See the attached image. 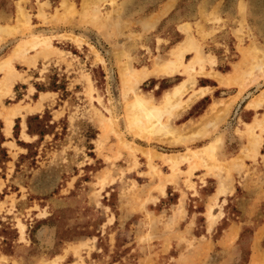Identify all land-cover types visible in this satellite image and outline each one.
Segmentation results:
<instances>
[{"label": "rangeland", "instance_id": "374dc122", "mask_svg": "<svg viewBox=\"0 0 264 264\" xmlns=\"http://www.w3.org/2000/svg\"><path fill=\"white\" fill-rule=\"evenodd\" d=\"M83 2L0 0L1 34L16 31L0 42L10 60L0 68V264H264V109L242 112L264 92V0ZM44 35L50 47L31 49ZM179 49L175 73L136 84L132 69L153 71ZM182 80L168 112L164 92ZM136 92L165 111L168 131L149 136L142 113L134 123ZM35 115L49 125L41 138L27 132ZM250 122L259 149L248 146Z\"/></svg>", "mask_w": 264, "mask_h": 264}, {"label": "bare ground", "instance_id": "6f19581e", "mask_svg": "<svg viewBox=\"0 0 264 264\" xmlns=\"http://www.w3.org/2000/svg\"><path fill=\"white\" fill-rule=\"evenodd\" d=\"M88 1L89 0H84L83 4L87 5L88 4ZM84 5V6H85ZM64 6V5H63ZM171 6V3L168 4V6H166V8L160 12L158 15H156L153 19L152 18H148V20L142 22L141 24L143 26H153L154 23L156 22V20L158 18H160L162 15L165 14V12L168 10V8H170ZM74 7V6H73ZM66 8V6H65ZM69 10V9H68ZM66 13V12H65ZM23 15V13H22ZM103 19V18H102ZM120 19V18H119ZM111 20V18H110ZM142 20V19H141ZM24 21V20H23ZM26 21V20H25ZM244 21V20H243ZM56 22V21H55ZM58 22V21H57ZM101 22V21H100ZM116 23V22H115ZM27 24V23H26ZM121 24V23H120ZM23 25L21 26V29L23 30ZM101 25V24H100ZM189 26V25H188ZM7 27V26H6ZM4 26L0 25V42L4 39H6L5 37L16 32H11V30L13 28H8L9 30L7 34L5 35H2L1 32L4 31ZM20 28V27H19ZM4 34V33H3ZM50 40H51V36H43V38H39L38 41H35L36 43H33L31 45V49L32 48H37V46L39 45H48V47H50ZM255 41V40H253ZM256 42V41H255ZM28 43V42H26ZM26 43H23V44H20L19 46H17L15 48V53H19V52H24L25 50H28L29 48H26L27 47V44ZM189 43V42H188ZM186 45V44H185ZM264 45V44H263ZM190 46V45H189ZM196 47V46H195ZM262 47V46H261ZM186 48V46L184 47ZM189 49V48H188ZM264 49V48H263ZM197 53V52H196ZM173 55L175 56L174 60L173 61H168V62H156V67L153 69V71H149V70H145L144 68H141V69H130L128 68V70L130 72H134L135 73V82L136 84L140 83L141 81H143L145 78L149 77L151 74H153V72H156V73H161V74H167V75H172L173 73H175L176 71V68H178L179 66L183 65V59H184V56H185V51H182V50H177L175 52H173ZM197 55V54H196ZM195 56V55H194ZM193 56V57H194ZM198 57V55H197ZM203 57V56H202ZM259 57V56H257ZM102 62H103V59L102 57L99 58ZM202 59V58H201ZM258 60V59H257ZM199 61V60H198ZM259 61V60H258ZM254 62V61H253ZM187 64V63H186ZM8 65H10V60H9V57L7 58H3V60H0V68L2 67H6L8 68ZM260 65V64H259ZM129 66V65H127ZM201 66V65H200ZM12 66H9V69L11 70V75L15 73V70L13 69V67L11 68ZM126 67V66H125ZM193 66L189 67L192 71H193ZM263 67V66H262ZM188 69V68H187ZM183 70H186V69H183ZM255 70V69H254ZM195 71V70H194ZM264 72V71H263ZM253 73V72H252ZM127 75V74H126ZM253 76V75H252ZM262 76V75H261ZM256 76H253L251 78V82L253 80H255ZM6 80L5 82L3 83V85L5 86V88L7 89V91H11L12 87H13V81H12V77L10 76L9 73H7L6 75ZM185 84H186V81L182 82V83H179L177 85H175L174 87H172V89L170 90H167L165 93H164V96L162 97V102H163V107H167V111L169 112L170 108H174L178 105V98H180V96L184 93V88H185ZM0 85H2L0 83ZM247 86V84H243L242 87L245 88ZM199 94H197L195 97H197ZM262 99L260 97H258L256 100H253V102L251 103V105H253L254 107H258L261 105ZM192 102V100H190ZM129 111L133 112L132 115L134 116V119L133 117H131L133 120H134V123L136 125H138L139 122H141L140 119L136 118V116H138L137 114L138 113H142L143 114V117L147 120V122L149 123V126L147 127H144L145 129V132H147V134L149 136H152L156 133V128L158 127L159 128V124L162 125L163 129H165L164 131H168L169 130V126L166 125V124H163L162 122V118L165 114V111L162 110L161 107H159L158 105H156L154 103V101L152 99H149L147 98L145 95H143L142 93H137L133 102L131 104H129V108H128ZM18 111L16 109H13V110H10L8 112H6V115L3 116V118L5 119L6 121V130L9 132L11 131V128L13 126V123H14V119L16 118V115H17ZM115 121V120H113ZM256 121V120H255ZM249 127V131L252 132L251 133V137H250V142L248 144L249 148L253 149H259V146L262 142V134H257V133H254L252 131V129H255V125L254 123L253 124H248L247 125ZM214 145V144H213ZM211 144H207L206 148L205 149H209L211 150V146H213ZM181 159H185L187 160L188 157L185 156L184 154H180V155H169V161L173 162V163H178Z\"/></svg>", "mask_w": 264, "mask_h": 264}, {"label": "crops", "instance_id": "0c3cea01", "mask_svg": "<svg viewBox=\"0 0 264 264\" xmlns=\"http://www.w3.org/2000/svg\"><path fill=\"white\" fill-rule=\"evenodd\" d=\"M166 4V3H165ZM172 6H173V4H172V2H171V6H170V8H168V10L165 12V14L172 8ZM165 8V7H164ZM164 8H161V9H159V10H157L156 12H154V14L151 16V18L153 19L156 15H158L160 12H162L163 10H164ZM165 14L164 15H162L160 18H158L157 20H156V22L154 23V27L156 28L157 26H158V24H159V22L162 20V18H164L165 17ZM239 21H240V18L239 19H237V18H232L229 22H230V24L228 25V26H230L229 27V29H231L230 31H231V35L234 37V39L235 40H237V34H238V30L240 29L239 28ZM182 23H184L183 21L181 22V24ZM232 23V24H231ZM182 25H184V24H182ZM153 26H143L142 25V27H143V29H145V30H147V29H151V27H153ZM222 27H220L219 29H221ZM44 36H46V35H44ZM232 37V38H233ZM14 53H15V51H14ZM161 74V73H160ZM164 75H167V74H164ZM168 76H171V75H168ZM153 78H155L154 76L153 77H147V78H145L143 81H141V82H143V83H146V82H150ZM162 78H166L165 76H163V77H161V80H157L156 81V83L154 84V88L152 89V94L154 95V93H156V91L157 90H159L160 89V85H161V83H162ZM182 82H184L183 80L182 81H180V82H178V83H176L175 85H177V84H179V83H182ZM174 85V86H175ZM13 86H14V83H13ZM173 86V87H174ZM208 86H210V85H208ZM207 85H199L198 87H197V89H201V90H203L204 88H207L208 87ZM13 88V87H12ZM209 88H211V87H209ZM214 88V87H213ZM221 89V87L220 86H218V87H215V89ZM166 89V88H165ZM170 89H172V88H170ZM170 89H167V90H170ZM222 89H227L226 87H222ZM245 88H243L242 86H241V89H238V88H236V89H234L233 91H231V93H230V95H229V98L230 99H233L232 100V103L230 104V106H229V111H231V109H233V105H234V103H236V100H239L240 99V96H243L242 94H244L243 92L244 91H242V90H244ZM167 90H165V92L167 91ZM164 92V93H165ZM137 93V92H136ZM42 94H44V93H42ZM143 94V93H142ZM224 94V93H223ZM264 92L263 91H260L258 94H256V95H254L253 94V96H251V98H247L244 102V106H243V111L242 112H244V111H247L248 110V112L250 113L249 114V116L250 117H255V115H256V113H259V111L261 110V109H264V99H263V97H264ZM144 95V94H143ZM197 95V94H196ZM203 94H200V96H202ZM234 97H235V99H234ZM258 97H260L262 100V103H261V105L260 106H258V107H254L253 105H251V103L253 102V100H256ZM192 101H193V99H192ZM195 103V102H194ZM192 106H194V105H192ZM184 114V113H183ZM229 114V113H228ZM250 125V124H253L252 122H250V123H247L246 125ZM262 143V142H261ZM162 156H165L166 158H168L169 159V155H172V154H161ZM174 155H180V154H174Z\"/></svg>", "mask_w": 264, "mask_h": 264}, {"label": "trees", "instance_id": "16d2710c", "mask_svg": "<svg viewBox=\"0 0 264 264\" xmlns=\"http://www.w3.org/2000/svg\"><path fill=\"white\" fill-rule=\"evenodd\" d=\"M46 117L35 115V116H29L27 119V126H28V134L31 136L39 135L40 138L43 137L46 134L47 128L49 127L48 124H46ZM19 128V119L16 122V125L14 127L15 132L17 133V129Z\"/></svg>", "mask_w": 264, "mask_h": 264}]
</instances>
